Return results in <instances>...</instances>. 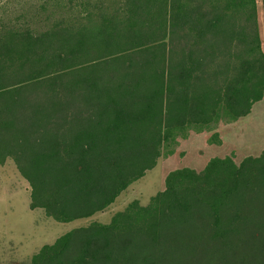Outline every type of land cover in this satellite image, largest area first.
Masks as SVG:
<instances>
[{
    "label": "trees",
    "instance_id": "16d2710c",
    "mask_svg": "<svg viewBox=\"0 0 264 264\" xmlns=\"http://www.w3.org/2000/svg\"><path fill=\"white\" fill-rule=\"evenodd\" d=\"M259 3L0 0V166L27 183L29 209L88 221L191 134L219 145L214 130L264 98ZM259 191L263 220L244 252L236 206ZM263 236L264 151L215 156L168 171L145 205L62 234L28 264H206L216 246L229 264H264Z\"/></svg>",
    "mask_w": 264,
    "mask_h": 264
},
{
    "label": "rangeland",
    "instance_id": "374dc122",
    "mask_svg": "<svg viewBox=\"0 0 264 264\" xmlns=\"http://www.w3.org/2000/svg\"><path fill=\"white\" fill-rule=\"evenodd\" d=\"M257 3L260 4L259 0ZM258 17L261 19L260 9ZM214 131H217L221 140L219 145H208L206 135L209 134H191L187 140L180 142L175 156L160 160L153 170L121 193L105 212L88 221L82 219L58 223L47 218L41 210L31 211L29 187L13 163L7 160L0 166V264H28L41 246L51 243L62 234L90 221L107 223L113 214L122 211L133 200L145 205L151 196L163 188L164 177L170 170L185 166L200 169L210 157L215 156L233 155L237 162L247 156H258L264 151V98L253 106L245 119L220 125ZM262 192H247L246 204L236 206L244 212L247 222L245 245L242 248L244 252L252 246L249 235L253 225L256 227L263 220ZM263 237L259 240V246L264 241ZM207 255L206 264H229L231 258L227 248L217 246Z\"/></svg>",
    "mask_w": 264,
    "mask_h": 264
}]
</instances>
